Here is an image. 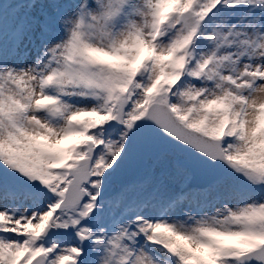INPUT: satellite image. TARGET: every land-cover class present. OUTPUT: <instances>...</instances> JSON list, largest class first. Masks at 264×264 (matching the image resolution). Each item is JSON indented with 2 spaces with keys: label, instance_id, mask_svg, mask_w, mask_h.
I'll list each match as a JSON object with an SVG mask.
<instances>
[{
  "label": "snow or ice",
  "instance_id": "6c2138e0",
  "mask_svg": "<svg viewBox=\"0 0 264 264\" xmlns=\"http://www.w3.org/2000/svg\"><path fill=\"white\" fill-rule=\"evenodd\" d=\"M0 264H264V0H0Z\"/></svg>",
  "mask_w": 264,
  "mask_h": 264
}]
</instances>
